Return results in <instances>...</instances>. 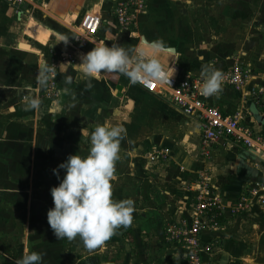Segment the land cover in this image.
I'll return each instance as SVG.
<instances>
[{
    "label": "crops",
    "instance_id": "obj_1",
    "mask_svg": "<svg viewBox=\"0 0 264 264\" xmlns=\"http://www.w3.org/2000/svg\"><path fill=\"white\" fill-rule=\"evenodd\" d=\"M120 1L125 0H44L45 9L31 14V39L19 36L20 18L9 0H0V264H16L2 246L12 228H45L41 221L54 207L50 189L59 184L52 170L69 155L86 156L92 131L106 123L126 130L112 198H131L135 207L133 223L105 241L118 246L121 264H186L185 246L167 236L191 227L203 176L219 196L222 214L200 234L213 247L202 254V264H264V206L241 214L232 209L252 185L264 182L261 153L226 137L205 155L199 118L185 115L168 96L148 93L123 74L87 77L75 67L104 44L117 43L135 57L144 39L164 42L161 63L174 74L202 76L209 64L223 72L240 63L251 71L244 92L222 86L209 102L225 114L240 112L244 124L264 132V92L258 105L248 94L255 86L264 91V0H148L146 13L128 29L113 14ZM92 13L101 15L102 24L83 46L82 24ZM45 65L49 80L38 87ZM30 93L41 101L38 110H26ZM154 149H166L168 158L153 161ZM49 231L24 233L20 242L43 244V264L60 263L68 240ZM119 258H110L111 264ZM89 262L105 259L95 254L79 264Z\"/></svg>",
    "mask_w": 264,
    "mask_h": 264
},
{
    "label": "clouds",
    "instance_id": "obj_2",
    "mask_svg": "<svg viewBox=\"0 0 264 264\" xmlns=\"http://www.w3.org/2000/svg\"><path fill=\"white\" fill-rule=\"evenodd\" d=\"M111 38L112 34L106 32L105 40ZM59 40L67 43L65 37L61 36ZM166 51L164 42L159 39H144L135 57L117 43L104 44L82 55L81 63L75 67L87 77L103 73L123 74L132 83H163L161 56ZM202 76L201 94L205 97L218 95L222 88V72L209 64L202 69ZM48 80L49 69L45 65L37 75L38 87H45ZM25 99L26 110L39 109L41 101L38 96L30 93ZM125 132L118 124L97 125L90 135L88 154L69 155L52 170L59 184L50 189L54 207L47 212V222L58 240L71 241L78 237L86 249L93 250L109 240L118 229L133 223L134 201L112 198L111 179ZM60 170H64L62 179ZM43 255L26 249L16 264H43Z\"/></svg>",
    "mask_w": 264,
    "mask_h": 264
},
{
    "label": "built area",
    "instance_id": "obj_3",
    "mask_svg": "<svg viewBox=\"0 0 264 264\" xmlns=\"http://www.w3.org/2000/svg\"><path fill=\"white\" fill-rule=\"evenodd\" d=\"M9 2L15 7V14L20 19L26 14L34 13L39 3L44 4V0H9ZM147 6L148 0L120 1L116 3L113 14L119 25L128 29L134 25L140 14L146 13ZM101 24V15L97 13L87 15L82 24L80 41L86 43L95 37ZM222 74V86H231L238 92H244L251 78V71L240 63L234 64ZM162 77L163 83L153 81L133 84L140 86L148 93L168 96L169 100L185 115L198 117L201 123L202 146L205 155H208V148L214 143L230 137L260 152L264 159V132H256L252 127L244 124V116L240 112L225 114L219 107L210 104L209 97L203 96L200 91L203 76L190 73L171 74L168 69L164 68ZM263 92L262 88L255 86L248 94L252 95L258 105ZM150 158L153 161L166 160L168 151L154 149ZM198 190L199 194L194 205L196 216L191 227L178 232L174 229L170 230L175 234L177 241L185 246L186 264H202V254L213 250L211 245L201 242L200 234L206 226L215 227L218 216L222 214V202L219 196L214 195L209 178L202 177ZM256 204L264 206V182L252 185L237 199L232 209L234 214H241L252 210Z\"/></svg>",
    "mask_w": 264,
    "mask_h": 264
},
{
    "label": "rangeland",
    "instance_id": "obj_4",
    "mask_svg": "<svg viewBox=\"0 0 264 264\" xmlns=\"http://www.w3.org/2000/svg\"><path fill=\"white\" fill-rule=\"evenodd\" d=\"M31 16H32L31 14H26L25 16H23L22 19H20V24H19V27L17 28V31H16L19 33L20 37H24L26 35L25 37L28 36L31 39H34V36L31 35V32H30L31 31L30 27H31V23H32L30 21L32 19H34V17H31ZM25 43L26 42H23L22 44L24 45ZM88 43H89V41H87L86 43H82L80 41V44L83 46L87 45ZM140 122L142 124V121H140ZM41 222L43 223V226L45 228L30 227L29 225H27V227H26L25 223H22V224L19 223V226L12 228L10 230V232H8L7 236H4L6 238L2 237V240L6 239V241H7V242H4V244L2 246H4L5 249L10 248V250H11V254L8 255L10 257V259H9L10 261L8 260V262L16 263V261L23 256L26 249H28L29 251H37L38 252L40 249L43 248V246H44L43 244H37L35 241H30L31 239H29V241L26 240L25 243L20 242V240L24 239V237H23L24 233H26V235H27V233H30L31 236L36 235L37 231H39L40 233L45 232V231H47V233L48 232L50 233L49 230H51V228H49L50 226L47 222V217H43V220ZM51 233H53V231ZM174 236H175V234L173 232H170V230H169L167 239L169 241L177 242V238H175ZM121 250L127 251L126 247H124ZM63 251L66 254V260L64 259L60 263H56L54 261L55 263L52 262L51 264H79L80 262H83L85 259H87L89 257L94 258L95 254H102V256L105 259L104 264H111L113 262L111 261L110 258H119L120 257V249L114 243L104 242L101 246L97 247L96 249L88 250L84 247L82 241L78 237L76 239L71 240V241H69V240L65 241L63 243ZM7 252H8V250H7ZM105 256H107V257H105ZM103 262H104V260H103ZM121 263H122V260L119 258L117 261V264H121ZM92 264H95V263L93 262Z\"/></svg>",
    "mask_w": 264,
    "mask_h": 264
},
{
    "label": "bare ground",
    "instance_id": "obj_5",
    "mask_svg": "<svg viewBox=\"0 0 264 264\" xmlns=\"http://www.w3.org/2000/svg\"><path fill=\"white\" fill-rule=\"evenodd\" d=\"M37 5V4H36ZM35 5V6H36ZM38 7L36 8V10H39V9H42V10H44L45 9V4H41V3H39L38 5H37ZM12 8H13V10H14V12L16 11V9H14L15 7H13L12 6ZM16 15V14H15ZM16 17H18L19 18V16L18 15H16ZM32 17V16H31ZM119 24V23H118ZM164 68V67H163ZM169 71V70H168ZM171 74H172V72L171 71H169ZM174 74V73H173Z\"/></svg>",
    "mask_w": 264,
    "mask_h": 264
}]
</instances>
